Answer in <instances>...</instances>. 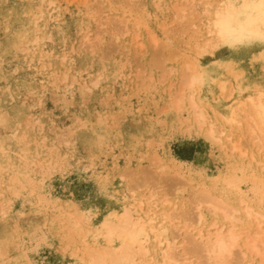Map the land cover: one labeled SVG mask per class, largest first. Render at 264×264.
I'll list each match as a JSON object with an SVG mask.
<instances>
[{
	"label": "rangeland",
	"instance_id": "1",
	"mask_svg": "<svg viewBox=\"0 0 264 264\" xmlns=\"http://www.w3.org/2000/svg\"><path fill=\"white\" fill-rule=\"evenodd\" d=\"M51 1L0 0V264H87L79 242L121 211L128 184L183 218L197 189L264 211L261 165L195 122L182 77L191 54L208 73L203 103L222 112V83L264 87V40L196 47L200 7L225 0ZM131 3L145 7L125 28Z\"/></svg>",
	"mask_w": 264,
	"mask_h": 264
},
{
	"label": "bare ground",
	"instance_id": "2",
	"mask_svg": "<svg viewBox=\"0 0 264 264\" xmlns=\"http://www.w3.org/2000/svg\"><path fill=\"white\" fill-rule=\"evenodd\" d=\"M131 4V8L123 10L121 15L125 17V21L120 20L121 23L124 22L125 28L133 14L138 12L143 14L140 7L144 5ZM210 7V5L200 7V12L197 14L201 17L200 19L198 17L197 23L191 25L197 26L200 25V21L201 24L204 19L206 21L203 25L207 36L204 43L201 42L202 45L197 44V48L206 51L210 47L214 49L224 43L238 44L264 40V0L236 2L225 0L212 14ZM139 9L142 11H138ZM141 16L136 14L133 18L136 19L137 23L135 24L134 20L133 23L138 28L142 21ZM139 31L137 30V33ZM152 40L157 46L155 35H152ZM207 47L209 48L206 49ZM170 57L172 58L171 55ZM189 57L186 58L188 60L185 66L183 65L185 72L182 77L190 91L187 103L190 105L195 122L208 125V133L214 140L223 147L231 149L233 153L237 152L240 157L249 154V159L256 160L264 170V158L260 156L264 155V87L244 84L238 81V78L236 85H230L229 88L222 83L220 87L226 98L232 100V104L223 112L217 111L212 105L204 104L200 95L207 79V71L200 68L198 59H191V54ZM184 90L183 87L180 95L184 94ZM208 109H211L214 115ZM217 122L220 127L216 126ZM232 128L240 131V139L238 134L237 139L234 138L235 132ZM242 137H247L248 141L244 143ZM244 147L251 150H245ZM128 185L121 211L114 213L112 218L106 216L103 223L93 230V243L89 242L87 235L79 242L80 249L84 247V250H81L87 258L82 256V252L81 256L78 255L79 263L264 264V211H259L246 200L241 199L240 206H235L228 199L229 197L197 189L196 194L194 193L197 197L192 201L193 215L189 217L187 213L189 218H183L180 212V214L176 212L175 207L170 211L166 209V206L172 202L163 195L158 194V196L156 189L146 185L147 192L141 194L143 186L138 183ZM206 211L214 217L212 223H207ZM80 217L78 220L76 218L77 227L83 223L82 213ZM177 220L184 221L180 223ZM174 221L178 223L174 224ZM100 236L102 243L98 241Z\"/></svg>",
	"mask_w": 264,
	"mask_h": 264
}]
</instances>
